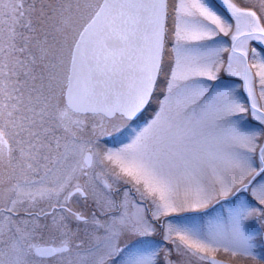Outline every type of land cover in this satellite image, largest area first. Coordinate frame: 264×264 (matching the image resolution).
<instances>
[{
    "label": "snow or ice",
    "instance_id": "snow-or-ice-1",
    "mask_svg": "<svg viewBox=\"0 0 264 264\" xmlns=\"http://www.w3.org/2000/svg\"><path fill=\"white\" fill-rule=\"evenodd\" d=\"M0 264H264V0H0Z\"/></svg>",
    "mask_w": 264,
    "mask_h": 264
}]
</instances>
